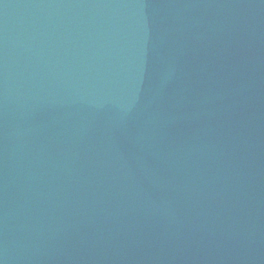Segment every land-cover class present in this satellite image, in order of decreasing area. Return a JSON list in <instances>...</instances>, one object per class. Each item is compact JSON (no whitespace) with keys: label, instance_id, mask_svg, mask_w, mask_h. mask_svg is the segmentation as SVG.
<instances>
[{"label":"water","instance_id":"obj_1","mask_svg":"<svg viewBox=\"0 0 264 264\" xmlns=\"http://www.w3.org/2000/svg\"><path fill=\"white\" fill-rule=\"evenodd\" d=\"M0 264H264V0H0Z\"/></svg>","mask_w":264,"mask_h":264}]
</instances>
